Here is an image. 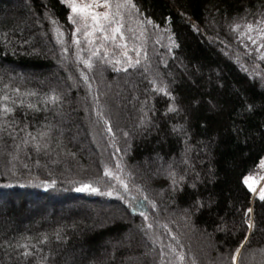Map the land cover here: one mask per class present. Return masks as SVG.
Masks as SVG:
<instances>
[{
    "label": "trees",
    "instance_id": "16d2710c",
    "mask_svg": "<svg viewBox=\"0 0 264 264\" xmlns=\"http://www.w3.org/2000/svg\"><path fill=\"white\" fill-rule=\"evenodd\" d=\"M133 3L89 69L60 0H0V264H232L249 208L236 264H264V201L244 183L264 157V38L246 29L264 0Z\"/></svg>",
    "mask_w": 264,
    "mask_h": 264
},
{
    "label": "snow or ice",
    "instance_id": "6c2138e0",
    "mask_svg": "<svg viewBox=\"0 0 264 264\" xmlns=\"http://www.w3.org/2000/svg\"><path fill=\"white\" fill-rule=\"evenodd\" d=\"M61 4L64 5L67 9H69V14H68V21L75 26L74 31L71 33L73 37V43H75L78 47L81 44V40L78 38V34H83L85 37L88 45L92 46V51H91V56L89 57L88 60H83L82 62L85 64L86 67L89 69L93 67L92 65V57H97L100 58L101 55V47L103 45L101 44L100 47H97V41L102 40L104 42L112 41L115 42L117 40V37L119 39L123 40V12L125 10H130V9H136L135 3H133V0H60ZM103 8L104 11H98V9ZM138 11V9H136ZM53 24H56L55 20L51 21ZM147 23L151 24V20H147ZM259 25H264V18H262L260 21H258L255 25L253 23H249L246 25L247 32H253L256 31L260 34L261 38H264V27H260ZM232 30L236 31L239 29L240 25H232ZM57 33L60 36H63V33L60 32L59 28L56 29ZM97 33L100 34L99 37H97ZM248 39L251 41L252 44H256L257 40L253 39L251 36L248 37ZM119 47L125 49L121 53L123 57H125L128 61V66L129 67H136L139 65L140 61L137 59L135 62L131 60V58L128 56V53L126 51L127 45L122 44L119 45ZM261 49H264V44H261L257 51L259 52ZM68 49H63V52H67ZM139 54V53H138ZM109 55V52L107 49L104 50L103 56L107 58ZM77 60H81V57L79 54H77ZM260 60H264V53H262L259 57ZM111 63V61H108ZM116 64H121L122 61L120 59H116L115 61ZM116 71H120L119 68L115 69ZM124 71H127V67L123 69ZM81 76L87 80V77L84 76L83 73H81ZM264 78V77H262ZM154 88L156 91L162 92L165 95H169V93L166 90L165 87H160L156 88L155 87V82H153ZM29 95H34V93H29ZM6 99V97L4 98ZM46 100L51 103H55L56 101L59 100V97L57 95H52L50 97H46ZM29 108H34V105L29 104ZM38 110V109H37ZM0 111H3L4 113L11 112L12 109L3 107L0 109ZM169 111H175V109L170 106ZM99 115V113H98ZM108 132L112 131L111 126H108L107 128ZM31 136V134H29ZM45 133H41L40 136H44ZM127 135V134H125ZM31 139L33 141H36V137L32 136ZM27 143V141H25ZM35 149L37 152L40 151L41 145L37 141L35 143ZM46 148L47 145H44ZM262 165H264V161L261 162ZM117 167L119 168L120 165L118 164ZM105 176L111 177L113 176V173L106 167ZM172 176V185H173V190H175V186L177 185V181L175 179V173L170 174ZM118 182L125 188L127 189L128 185L119 177H116ZM183 177H181V180ZM251 177L245 178V184L248 186L249 190L253 193H255L256 189L254 187V184L256 183L254 180L252 183H249V180H251ZM76 191L78 192H83V191H89L92 193H97L100 192V189L97 187H93L91 184H83L81 187L77 188ZM106 195L111 196L113 193L112 191H108L107 193H104ZM146 199V198H145ZM259 199L261 201H264V189H261L259 192ZM199 203V202H198ZM202 206V205H201ZM253 212L252 208H249L247 212L245 213V223L247 224V227L249 229V234L245 235L244 240L241 242L240 246L236 248L235 254L232 255V264H236L237 258L239 253L241 252V249L249 242L250 239V234L252 230L255 228V223L253 220L249 219L250 214ZM140 215L145 216L143 212L140 213ZM145 220H147V216H145ZM149 228H151V225H148ZM59 238V237H58ZM175 239V237H173ZM47 237L45 236L43 240H41V243L46 242ZM25 247V252L23 253L25 256L31 255L29 251H27V246ZM175 251V249H172ZM163 256V252L161 253ZM179 260L182 262L184 260L183 255H179ZM195 264V262H193Z\"/></svg>",
    "mask_w": 264,
    "mask_h": 264
},
{
    "label": "rangeland",
    "instance_id": "374dc122",
    "mask_svg": "<svg viewBox=\"0 0 264 264\" xmlns=\"http://www.w3.org/2000/svg\"><path fill=\"white\" fill-rule=\"evenodd\" d=\"M98 11H104V9L103 8H100V9H98ZM262 161H264V157L261 159L260 163L256 167H254L244 177V183H245V178H247V177H251L252 178L251 180H249V183H252L253 180L256 182L254 184V187L256 189L254 195L259 194L260 190L261 189H264V165L261 164ZM109 170L113 173V178H115V179H116V177H119L120 179L122 178L120 172L117 169H109ZM117 182H118V180H117ZM114 194L115 193H113L112 195L115 196L116 194L115 195ZM99 206L101 207V206H103V204H99Z\"/></svg>",
    "mask_w": 264,
    "mask_h": 264
}]
</instances>
